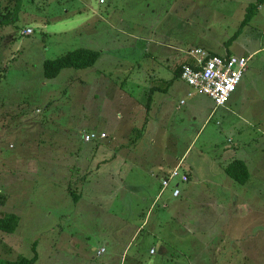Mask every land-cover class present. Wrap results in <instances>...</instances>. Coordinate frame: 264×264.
Instances as JSON below:
<instances>
[{"label":"rangeland","instance_id":"374dc122","mask_svg":"<svg viewBox=\"0 0 264 264\" xmlns=\"http://www.w3.org/2000/svg\"><path fill=\"white\" fill-rule=\"evenodd\" d=\"M250 2L0 0V218H19L14 232L0 231V262L264 264V3L242 26ZM195 48L247 59L214 113L174 75ZM76 49L99 57L44 78V61ZM104 131L114 140L98 149L83 140ZM123 137L138 145L128 163L118 155L132 146L121 147ZM176 156L189 181L178 198L171 181L157 200ZM245 158L257 177L231 180L236 210L215 222L211 196L225 176L214 163Z\"/></svg>","mask_w":264,"mask_h":264},{"label":"built area","instance_id":"2783aa9c","mask_svg":"<svg viewBox=\"0 0 264 264\" xmlns=\"http://www.w3.org/2000/svg\"><path fill=\"white\" fill-rule=\"evenodd\" d=\"M102 1L99 0L100 3ZM31 33V29L21 31L22 35ZM187 55L191 61L189 64L181 65V79L195 92L204 94L212 100L214 104L212 113H214L216 109L224 107L231 94L235 92L247 68V59L233 55H213L202 48L191 49ZM191 95L189 93V96ZM106 138L103 132L100 134L91 132L84 134L83 140L91 142ZM188 180L187 173L182 171L178 164L162 179L161 190L157 198L160 199L163 192L170 187L171 181L177 182L171 190V197L177 198L181 193L179 184L187 183ZM104 252L105 248L101 247L96 251V255L100 256ZM153 252L154 250L151 249L150 253Z\"/></svg>","mask_w":264,"mask_h":264},{"label":"trees","instance_id":"16d2710c","mask_svg":"<svg viewBox=\"0 0 264 264\" xmlns=\"http://www.w3.org/2000/svg\"><path fill=\"white\" fill-rule=\"evenodd\" d=\"M263 3H264V0H251L249 5L247 6L245 18L242 21V26L247 24L251 20V18L255 14L256 9ZM0 10H2L1 5H0ZM0 14H1V11H0ZM3 16L8 17V15L1 14V17ZM10 19L11 18L7 19V23L10 22ZM213 55H216V54H213ZM98 57H99V52L89 50V49H76V50L67 52L64 55L56 59L44 61L43 76L46 79H53L63 69H67V68L85 69V68L92 67L97 61ZM186 64H189V62L187 61ZM181 65L178 66L174 72L175 78L179 77L181 79ZM168 84H170V82H168ZM153 90H156V89L152 88L150 90V95H152ZM150 95L148 96V102L149 100H151ZM94 133H97V132H94ZM102 140H105V139L95 140V148L100 147V145L103 143ZM225 172L228 174L230 178H232L238 184H244L248 179V173L246 171V168L243 162H241L240 160H233L232 162H230L225 168ZM166 175L167 174H165V177ZM75 198H77L76 195H75ZM18 222H19V218L15 214L5 215L0 218V231L5 232V233H12L16 229ZM35 259H36V256L32 258H20L19 260H16V261H3V262H0V264H33V262H35Z\"/></svg>","mask_w":264,"mask_h":264},{"label":"crops","instance_id":"0c3cea01","mask_svg":"<svg viewBox=\"0 0 264 264\" xmlns=\"http://www.w3.org/2000/svg\"><path fill=\"white\" fill-rule=\"evenodd\" d=\"M262 5V4H261ZM260 5V6H261ZM260 6L256 9V11L257 10H259L260 9ZM246 9H247V7H246ZM252 19V18H251ZM242 25V24H241ZM162 44H164V43H162ZM167 46V45H166ZM168 47V46H167ZM206 50V49H205ZM209 53H212V54H216V53H213V52H211V51H209V50H207ZM188 52V51H187ZM187 52H186V57H184V59H182V62H180L179 64H175V70H176V68L178 67V66H180L181 64H184V63H186L187 61L188 62H190L191 61V59L190 58H188V55H187ZM216 55H218V54H216ZM225 55H230L229 53H227V54H225ZM233 56H235V55H233ZM175 70H174V72H175ZM177 79H179L182 83H183V87L185 88V82L183 81V80H181L179 77H177ZM154 89H156V90H158V88H154ZM234 93V92H233ZM192 96V95H191ZM232 96V95H231ZM230 96V97H231ZM229 97V98H230ZM229 100V99H228ZM227 103V102H226ZM130 103H127V109H128V111H129V118L131 119V118H134V117H136L137 116V113L134 111V109L129 105ZM180 105H182V104H184V101H183V103H181V101H180V103H179ZM140 106V105H139ZM225 106H226V104H225ZM224 106V107H225ZM146 108H148V107H146ZM141 109V108H140ZM142 110V109H141ZM149 111H150V109H145V112H144V110H143V113L145 114V116L147 117V114L149 113ZM211 113H212V111H211ZM142 114V113H141ZM211 115V114H210ZM140 117V121L138 122L139 123V127H140V129H145V127L147 126V118L145 117L144 119L142 118V115H140L139 116ZM137 128H133L132 129V131L133 130H136ZM131 131V132H132ZM103 133H105V131L103 132ZM106 134V133H105ZM108 135V136H107ZM150 135V137H156V135H153V134H141L140 136H144V137H147L148 138V136ZM106 136H107V138H108V140H114V136L113 137H111V135H110V133H108L107 132V134H106ZM106 138V139H107ZM125 138L123 137V140H124ZM102 142H103V140H102ZM130 142V144H132V146H131V148L130 149H121L122 150V152L120 153L119 152V154L118 155H121L120 156V160H122L123 162H131V156H132V154H134V150L136 149V147L138 146L137 144H136V141H133V142H131V141H129V139H127V141L126 140H124L123 142H122V144L120 145L121 147L122 146H128V143ZM99 147H97V148H95V149H98ZM132 150V151H131ZM231 151H224L222 154H221V156L222 155H225V154H228L229 155V153H230ZM115 155V154H114ZM178 156H176L175 158H176V162H175V164L170 168V170L173 168V167H175V166H177L178 164L180 165L181 164V158H177ZM233 160H240V159H231L230 160V162H232ZM241 162H243V164H244V166H245V168H246V171H247V173H248V179L252 176V178L254 177L255 178V176L257 177V175H251V173L249 172V167H248V165L246 164V158L242 161V160H240ZM230 162H228V163H222V162H218V163H214L215 165V168L217 169V170H219V172H220V176H225V177H221L218 181H216L215 183H216V186L217 187H220V190L218 191V192H216V191H214V193L212 194V198H216V200L217 201H215L216 203H217V207H218V209L220 210L217 214H216V216H214V218L216 219L215 220V222L217 221V216H226V211H229L230 209H233V211H235L236 210V205H237V202H238V200H237V196H236V190L234 189V187H231L230 188V185H232L233 183H232V178H230L229 176H228V174L225 172V167H226V165H228ZM214 168V169H215ZM170 170H168L166 173L168 174L169 173V171ZM215 175V174H214ZM211 176H213L212 174L211 175H208V176H206L205 177V175L202 177L203 179H199L198 177H197V183H200V182H204V181H207V182H209L210 180H207L206 178H208V177H210V179L212 180V177ZM188 177H189V175H188ZM259 178H264V177H259ZM248 179H247V181H248ZM257 180V179H256ZM260 180V179H259ZM246 181V182H247ZM233 182H235L234 180H233ZM245 182V183H246ZM236 183V182H235ZM244 183V184H245ZM241 185H243V184H241ZM233 186V185H232ZM159 193H160V191H159ZM159 195V194H158ZM182 195V191H181V193H180V195L178 196V197H180ZM162 196V195H161ZM158 197V196H157ZM156 197V199L158 200V198ZM177 197V198H178ZM155 199V200H156ZM206 202V201H205ZM207 202H209V205L207 206L208 208H210L211 209V204H210V200H208ZM202 210H204V209H202ZM199 211H200V209H199ZM199 211H198V214H199ZM151 249H153V248H151ZM150 249V250H151ZM150 250H149V253H150ZM154 250V252L153 253H150V254H152V255H154L155 253H156V250L155 249H153ZM158 250H161V246L158 248ZM105 252H106V250H105ZM104 252V253H105Z\"/></svg>","mask_w":264,"mask_h":264},{"label":"clouds","instance_id":"9594fccd","mask_svg":"<svg viewBox=\"0 0 264 264\" xmlns=\"http://www.w3.org/2000/svg\"><path fill=\"white\" fill-rule=\"evenodd\" d=\"M174 168V167H173Z\"/></svg>","mask_w":264,"mask_h":264}]
</instances>
